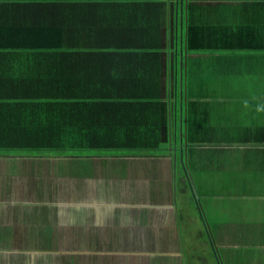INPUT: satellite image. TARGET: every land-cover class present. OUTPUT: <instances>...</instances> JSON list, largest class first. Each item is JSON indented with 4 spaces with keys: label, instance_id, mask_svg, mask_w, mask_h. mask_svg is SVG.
Returning a JSON list of instances; mask_svg holds the SVG:
<instances>
[{
    "label": "crops",
    "instance_id": "1",
    "mask_svg": "<svg viewBox=\"0 0 264 264\" xmlns=\"http://www.w3.org/2000/svg\"><path fill=\"white\" fill-rule=\"evenodd\" d=\"M189 25L203 38L193 41V47L202 50L189 47ZM3 39L11 46H0L2 141L21 135L30 125L47 131L48 124L54 130L47 134L55 130L57 135L77 134L79 129L83 134L93 125L98 136L123 135L141 125H122L118 119L135 121L142 117L143 106L156 108V101H167L173 148L164 155L95 156L68 155L60 148H0V264H9V259L32 264L33 259L62 258V246L67 245L63 239H70L75 248L91 251L92 246L93 255H82L91 258L86 264H186L175 189L182 148L173 142L184 127L185 134L215 136L205 138L202 146L187 137L183 149L187 162L185 155L183 159L188 166L192 160L196 167L208 168L207 160L194 156L208 151L204 159H212L211 147L243 151L247 165L240 167L238 176L230 174L206 186L193 182L195 197L182 169L188 183L184 181L185 190H190L205 235L211 201L217 215L219 209H227L220 219L223 235L229 238L219 241L226 250L224 256L219 254L221 261L234 264L239 252L245 264L264 259V122L201 127L189 122L184 112L191 92L199 89L207 93L202 102L243 99L264 116V0H0ZM231 40H243L245 47H227ZM177 53L180 74L173 70ZM190 60L205 68V76L191 72ZM241 86L253 90L240 96L230 90ZM144 120L165 123L147 108ZM239 134L261 137H247L245 142L222 137ZM63 160L75 163L62 171ZM63 183L70 184L73 196L67 212ZM143 193L139 204L132 201ZM91 214L97 217L94 227L98 219L105 224L102 233L92 234L94 227L79 223ZM111 214L123 223L110 227L105 221ZM127 214H132L131 221ZM63 216L68 226H63ZM63 227L69 232L63 233L67 230ZM235 234L239 238L234 239ZM216 235L220 240L218 231ZM209 246L218 264L212 242ZM117 253L130 258H119Z\"/></svg>",
    "mask_w": 264,
    "mask_h": 264
},
{
    "label": "rangeland",
    "instance_id": "2",
    "mask_svg": "<svg viewBox=\"0 0 264 264\" xmlns=\"http://www.w3.org/2000/svg\"><path fill=\"white\" fill-rule=\"evenodd\" d=\"M193 70L191 72H195L198 75L205 76V68L202 67V65L193 63L190 60ZM243 69L249 73H253L252 70L248 69L247 67L243 66ZM195 85V83H194ZM264 89V88H263ZM230 90L237 91L235 95H241L245 91H251L253 88L251 87H233L230 88ZM192 98L190 99V102L192 103V113L190 114L193 117V124L196 126L201 127H220L221 125L228 124V125H235L239 121L244 122V124H251L255 122H264V116L261 115L260 110L256 109L255 107L252 108V104L247 103L245 100H240L237 103H219L216 104L213 101L209 100V102H202L201 97L206 96V91H201L199 89H193L191 92ZM255 104V103H254ZM253 104V105H254ZM184 112L186 113V110L184 109ZM186 127L184 129L180 130L179 136H180V143L179 147L181 151L184 149V145L187 143V136L185 134ZM253 136L261 137V135H224L222 137L224 138H230L235 139L238 141L245 142L246 138H252ZM205 138H214L215 136H202ZM76 144H73L72 146H75ZM175 147V146H174ZM199 146L193 147L194 149L198 148ZM165 150L158 153L153 152H140L147 153V154H161V153H169L170 148H173V146L164 145L163 147ZM207 150V149H206ZM26 152H29L28 150H25ZM181 151L180 154L178 152V162L180 164L181 159H179V155L181 157ZM208 152V151H207ZM207 152H203L201 154H197L194 156L197 159H200L199 157L202 156L203 160H207V164H209V167H205V165H201V167H196L194 164V161L190 160V166H189V174L191 175L193 182L195 184L206 186L210 182L219 183L223 181L225 178H227L230 174L234 176H238L240 173V167L247 165L244 161V158L242 157V150H215L214 147H211V154L213 156L212 159H204ZM68 155H88V156H95V155H122L127 153H136L131 151H121V150H112V149H106V150H99L95 148L90 149H80L79 146L72 150H68L65 152ZM77 160V158H76ZM185 161L187 162V153H185ZM185 161L183 165H185ZM70 162L75 163V160L72 161H66L63 160V164L61 166V170L63 171L64 167ZM77 164H79V160L77 161ZM202 164H205V161L202 162ZM183 165H179L177 169V174L175 178V189L177 191V204L179 208V216H180V227L182 230L181 235V242L183 245L184 254L183 257L185 258L186 264H216L215 257L213 255V251L211 247L209 246L210 243L208 240L207 234L205 235L204 229L202 226L201 219L198 214L197 208L193 205V199L192 195L190 193V190H185V183L188 185V183L185 181L184 175L182 174V169L185 172V167ZM189 165V164H188ZM234 166L233 168H231ZM185 181V183H184ZM190 188V187H189ZM130 189V188H129ZM192 192V191H191ZM72 192H70V184L69 183H63L62 184V203H63V211H68V203L71 199H73V196L70 195ZM114 193L116 195L114 196L118 200V194L117 190H114ZM199 193V191H198ZM146 193H143L139 197L132 200L133 202L139 204V200L142 196H144ZM199 197V195H198ZM127 199V196L126 198ZM201 201V204L206 205V200H199ZM214 201H211V203L208 205L210 209V215L211 219L209 220V227L211 233H214V239L215 243L218 247L219 254L224 256L226 250L223 248V246L220 243H223L224 241H228L229 238L227 235H223V226L221 225L220 219L225 217L227 213L226 210L219 209L218 215L216 212L213 211L212 204ZM242 206H245L246 203L242 202ZM127 209H134V208H125ZM116 214V212H115ZM132 214H127V220L131 221ZM63 216V226H68V223L66 221V217ZM99 224L97 227H94L96 225L97 217L95 214H91L88 217H85L84 220L79 221V223H82L84 226L89 225L94 227L95 229L91 231V233L97 235L103 232L104 225L100 219ZM105 222H109L110 227L116 228L117 226H120L123 223V220L120 218H117L115 215H110L109 219ZM67 230L63 231V233H68V227H63ZM96 228H102L100 231ZM68 231V232H67ZM199 231H201V234H199ZM217 231L220 235V240L217 239ZM111 235L114 231H110ZM240 235L244 236L242 233H239ZM239 234H235L234 239L239 238ZM70 239L66 240L63 239V243H66L67 245L62 246L61 249V257L62 258H45L44 259H33L34 261L32 264H86L87 260H91V258H82V255H93L92 252V246H90L91 251L89 248H82L79 245V248H75L70 246ZM220 241V243H219ZM69 243V245H68ZM244 249V248H243ZM242 249V250H243ZM243 252H239L236 256V259L234 260V264H245L244 256H242ZM119 258H130V254H121L117 253ZM28 261H32L31 259H27ZM223 264H230V262L227 259L222 260ZM9 264H24L23 259H9ZM27 264V263H26ZM256 264H264V259H260Z\"/></svg>",
    "mask_w": 264,
    "mask_h": 264
},
{
    "label": "trees",
    "instance_id": "3",
    "mask_svg": "<svg viewBox=\"0 0 264 264\" xmlns=\"http://www.w3.org/2000/svg\"><path fill=\"white\" fill-rule=\"evenodd\" d=\"M192 5V2L189 4V7ZM188 29V38H189V47H191L192 50H202L201 48H198V46L193 47V41H198L203 38H199L197 36V29L196 27L189 25L187 27ZM243 40H231L227 43V47H236V48H244L245 45L242 44ZM251 40H246V43L249 44ZM17 43H14L12 46H16ZM26 45V44H20ZM203 45V43L199 44ZM0 46H11L8 40H0ZM28 46V45H27ZM220 47H224L222 43L218 44ZM172 62V61H171ZM173 67L175 72H178L180 74V61H178V53L176 54V57L173 60ZM177 76H174L176 78ZM179 86L173 90V95L175 96L177 94V91L179 90ZM109 89V88H106ZM169 95H172V87L168 86ZM102 94V93H101ZM99 95V97L101 96ZM115 96L114 93H105V97H112ZM157 107L154 108L151 105H145L141 109L142 117L140 119H136L135 121H127L124 122L122 119H118V123L122 125H131V126H138L134 129V131H130L131 133L123 134V135H105L102 134L101 136H98L97 133L94 131L95 128L93 125L89 126V130H87V133H80L83 129H79V133L77 134H68L67 132L63 134H55V130L53 134H47L45 132H49L51 129H53L52 125H47V131L45 129L35 130L33 129V125H30L24 129V132L21 133L19 136H14L10 139V141H2L0 139V148H23L28 150H47L52 151L55 149H62V151H68L76 148L77 146L80 147V149H90L95 148L99 150H106V149H118L121 151L130 150L134 152H153L158 153L162 152L165 149L163 148L164 145L170 144L171 136L169 134L168 130V121L166 112L168 115L169 111V102L167 101H156ZM192 103L188 102V112H186L188 116L189 122H193V117L190 115L192 111ZM171 104V103H170ZM146 108L148 109L149 113L157 112L159 113V116H161V119L165 121L164 124H159V120L146 122L144 120V111H146ZM174 109V107H173ZM52 117L50 118V121ZM83 126V124H82ZM146 126V128H144ZM140 128H143L142 130ZM26 132V133H25ZM45 133V134H44ZM24 134V135H23ZM186 136L193 140V141H199L200 144L198 145H205V139L202 136H213L210 134H203V132H198L194 134H186ZM180 136L174 135L173 136V142L174 145L179 146ZM188 142V141H187ZM73 144H76L75 146H72ZM187 144V143H186ZM186 145H184L185 148ZM147 154V153H142ZM165 153H161V155H164ZM185 172L187 173V177L189 179V183L191 184V189L193 191V196L197 195L193 179L191 175L189 174V166L187 163L184 165ZM200 206V205H198ZM200 213L203 216V212L200 208ZM206 226V225H205ZM206 233L208 236L209 243L212 242L213 249L215 250V254L217 255V263L223 264L221 261V258L219 256V251L217 248V245L214 241L213 234L211 233L208 225L206 226Z\"/></svg>",
    "mask_w": 264,
    "mask_h": 264
},
{
    "label": "water",
    "instance_id": "4",
    "mask_svg": "<svg viewBox=\"0 0 264 264\" xmlns=\"http://www.w3.org/2000/svg\"><path fill=\"white\" fill-rule=\"evenodd\" d=\"M181 52H183L182 50H181ZM184 152L183 151H181V159H182V161H183V163H184Z\"/></svg>",
    "mask_w": 264,
    "mask_h": 264
},
{
    "label": "clouds",
    "instance_id": "5",
    "mask_svg": "<svg viewBox=\"0 0 264 264\" xmlns=\"http://www.w3.org/2000/svg\"><path fill=\"white\" fill-rule=\"evenodd\" d=\"M185 155V154H184Z\"/></svg>",
    "mask_w": 264,
    "mask_h": 264
}]
</instances>
